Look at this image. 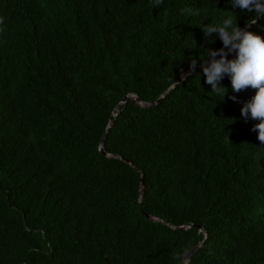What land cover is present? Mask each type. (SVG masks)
Wrapping results in <instances>:
<instances>
[{
    "label": "trees",
    "instance_id": "1",
    "mask_svg": "<svg viewBox=\"0 0 264 264\" xmlns=\"http://www.w3.org/2000/svg\"><path fill=\"white\" fill-rule=\"evenodd\" d=\"M154 3L0 0V264H185L204 242L191 264H264V142L241 115L258 89L225 74L223 98L200 69L140 105L224 47L201 25L255 11Z\"/></svg>",
    "mask_w": 264,
    "mask_h": 264
},
{
    "label": "clouds",
    "instance_id": "2",
    "mask_svg": "<svg viewBox=\"0 0 264 264\" xmlns=\"http://www.w3.org/2000/svg\"><path fill=\"white\" fill-rule=\"evenodd\" d=\"M162 0H155L154 6H159ZM233 7L249 12L255 11V17L249 24L264 15V0H232ZM205 36L212 33L219 35L224 47L218 50H208L203 61L192 60L189 68L196 71L197 64L203 69L206 83L211 85L213 93L222 96L227 94V88L220 85L225 74H228L234 92H240L249 86L258 89L252 100L241 108V115L247 120L249 114L259 123L253 126L258 130V139L264 142V39L246 29L234 25L231 17L223 20L221 25H201ZM236 53V58L228 59L230 53ZM219 57V59H217ZM236 101V96L230 97Z\"/></svg>",
    "mask_w": 264,
    "mask_h": 264
},
{
    "label": "water",
    "instance_id": "3",
    "mask_svg": "<svg viewBox=\"0 0 264 264\" xmlns=\"http://www.w3.org/2000/svg\"><path fill=\"white\" fill-rule=\"evenodd\" d=\"M254 25H255V24H253L252 26L246 28V30L248 31L249 29H252V28L254 27ZM234 58H235V52L232 53V58H231V59H234ZM200 69H202V68H201V67L196 68V71H197V70H200ZM196 71H195V72H196ZM195 72H194V73H195ZM194 73L191 72L190 70H185V71L182 73V76H181L180 80H178V81L176 82V84H174V85L170 88V90H169L167 93H165V94H164V95H163V96H162L157 102L147 103V102L142 101V102L140 103V105H141L142 107H144V108H152V107L157 106V105L160 103V101H161L162 99H164L165 97H167V95L170 94V93H171V92H172V91L178 86V84H180L182 81L187 80V79H188L192 74H194ZM130 98H133V99H135V100L138 99L137 96L128 95V96L125 98V100L120 104V106L117 108V110H116V117H119V116H120L122 106L125 105V104L128 102V100H129ZM113 126H114V123H112V124L110 125V128H109L108 133H106V135L104 136V138H103V140H102V143H101V146H100V149H101V150L104 149L105 142H106V138H108L109 133L111 132ZM105 156L108 157V158L121 159L120 157H115V156H112L111 154H108V153H106ZM128 164H129L133 169H135L136 171H138V172L141 174V172H140V171H139V170H138V169H137L132 163H129V162H128ZM141 175H142V178H143V181H142V184H141V188H140L141 209H142V207H143V201H144V196H145V181H144V174H141ZM147 218H148L149 221H151V222H153V223H162V224H166V223H164L163 221H161V220H159V219H157V218H154V217H152V216H150V215H147ZM166 225L172 227L174 230H188V229L191 228V227H186V226L177 227V226H174V225H171V224H166ZM199 228H200V229L206 234V238H207V237H208V233H207L206 229L203 228V227H200V226H199ZM204 245H205V242H204V243H201L200 245H198L197 247H195L194 249H192V250L187 254V256H186V258H185V264H191L192 259H193V256H194V255H195V254H196V253H197V252H198V251H199Z\"/></svg>",
    "mask_w": 264,
    "mask_h": 264
}]
</instances>
